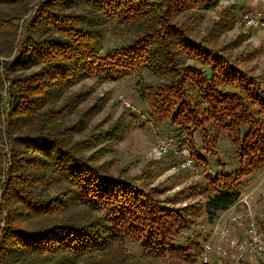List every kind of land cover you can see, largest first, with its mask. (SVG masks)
I'll return each instance as SVG.
<instances>
[{
  "label": "trees",
  "instance_id": "1",
  "mask_svg": "<svg viewBox=\"0 0 264 264\" xmlns=\"http://www.w3.org/2000/svg\"><path fill=\"white\" fill-rule=\"evenodd\" d=\"M211 1L0 0V55L10 58L0 62V86L9 84L0 93V264H200L199 239L171 244L187 226L186 208L97 164L103 151L87 154L120 142L134 123L75 140L87 114L67 125L82 102L68 91L84 78L119 81L144 69L156 79L141 88L156 126L169 120L182 131L226 132L245 169L235 182L210 177L214 188L226 177V190L213 188L204 205L213 220L238 201L239 179L264 166V87L195 43L177 20ZM113 22L135 37L105 51ZM52 186L61 188L56 197ZM128 239L141 255L127 249Z\"/></svg>",
  "mask_w": 264,
  "mask_h": 264
},
{
  "label": "rangeland",
  "instance_id": "2",
  "mask_svg": "<svg viewBox=\"0 0 264 264\" xmlns=\"http://www.w3.org/2000/svg\"><path fill=\"white\" fill-rule=\"evenodd\" d=\"M250 3V0H213L200 8L188 10L177 20L188 29L190 38L195 43L225 56L231 65L238 67L264 87V27L251 28L240 19L241 12L255 4ZM32 15L33 12L29 16ZM29 18L28 15L25 16L21 21L22 26ZM129 32L127 28L116 26L113 22L104 41L105 51L132 40L135 35ZM7 59L10 58L0 55L1 65ZM194 61L192 58L185 60L188 64H193ZM38 68H32L29 73ZM4 81V85L0 86V93L6 95L9 84L8 79ZM144 83H156V79L144 69L119 81L106 80L101 75L80 80L68 91V95L80 94L82 102L76 106L67 125L79 122L81 113L87 114L85 130L74 136L75 140H84L89 135L103 133L113 126L122 130L129 122L134 123L135 126L120 142L110 147H107V143H101L87 154L96 150L103 151L95 157L97 164L107 162L110 172L115 176H124L145 190L154 191L164 204L186 208L184 213L189 220L187 226L173 236L171 244L184 245L191 239H199L203 243L216 218L223 212L210 220L204 211L208 197L216 192L213 191L214 185L210 177L227 174L228 180L234 181V177L245 167L227 133L214 126L182 131L169 120L156 126L150 120L148 104L141 96ZM129 102L135 106L134 109L127 106ZM247 130L248 125L244 124L242 132ZM170 136L175 139L172 148L167 154H159V139ZM2 146L9 157V144L5 142ZM183 148L189 150L194 160L190 167L181 166ZM223 175L215 185L221 191L226 190L221 185L226 178ZM237 189L240 197L229 209L236 212L249 210L259 230L264 233V166L243 175L237 183ZM60 192L61 188L57 186L49 189L52 197L58 196ZM3 213L6 215L4 211ZM1 217L0 215V226L4 227L5 222ZM126 245L131 253L142 254L140 243L128 239Z\"/></svg>",
  "mask_w": 264,
  "mask_h": 264
},
{
  "label": "built area",
  "instance_id": "3",
  "mask_svg": "<svg viewBox=\"0 0 264 264\" xmlns=\"http://www.w3.org/2000/svg\"><path fill=\"white\" fill-rule=\"evenodd\" d=\"M252 8L241 12V21L251 28L264 27V0H250ZM260 7L259 9H255ZM128 107L135 106L129 102ZM174 137L160 138L159 154H167ZM182 167H190L194 160L187 148L181 150ZM200 264H264V233L249 210L223 211L215 220L208 237L202 243Z\"/></svg>",
  "mask_w": 264,
  "mask_h": 264
}]
</instances>
